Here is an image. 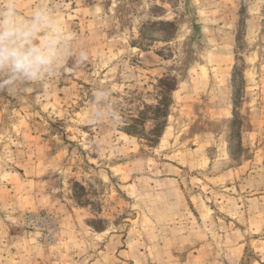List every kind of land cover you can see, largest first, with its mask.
Here are the masks:
<instances>
[{"label":"rangeland","instance_id":"rangeland-1","mask_svg":"<svg viewBox=\"0 0 264 264\" xmlns=\"http://www.w3.org/2000/svg\"><path fill=\"white\" fill-rule=\"evenodd\" d=\"M20 2L87 60L0 102V264H264V0Z\"/></svg>","mask_w":264,"mask_h":264},{"label":"clouds","instance_id":"clouds-1","mask_svg":"<svg viewBox=\"0 0 264 264\" xmlns=\"http://www.w3.org/2000/svg\"><path fill=\"white\" fill-rule=\"evenodd\" d=\"M74 41L50 7L38 5L25 15L20 0H0V102L30 87L43 90L50 78L69 72V61L85 62Z\"/></svg>","mask_w":264,"mask_h":264},{"label":"crops","instance_id":"crops-1","mask_svg":"<svg viewBox=\"0 0 264 264\" xmlns=\"http://www.w3.org/2000/svg\"><path fill=\"white\" fill-rule=\"evenodd\" d=\"M0 165V205L12 210L22 208V166L17 171L7 170V167ZM11 215L0 213V225L2 223L9 226L8 219Z\"/></svg>","mask_w":264,"mask_h":264},{"label":"built area","instance_id":"built-area-1","mask_svg":"<svg viewBox=\"0 0 264 264\" xmlns=\"http://www.w3.org/2000/svg\"><path fill=\"white\" fill-rule=\"evenodd\" d=\"M25 220L28 225L36 226L43 230V238L54 239V232L56 230V225L53 218L43 210L30 211L26 214ZM51 242V241H50Z\"/></svg>","mask_w":264,"mask_h":264}]
</instances>
